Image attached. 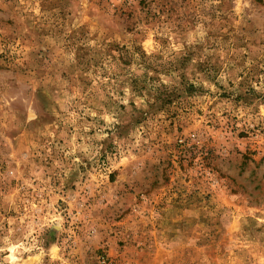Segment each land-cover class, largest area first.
<instances>
[{
    "label": "rangeland",
    "instance_id": "obj_1",
    "mask_svg": "<svg viewBox=\"0 0 264 264\" xmlns=\"http://www.w3.org/2000/svg\"><path fill=\"white\" fill-rule=\"evenodd\" d=\"M0 264H264V0H0Z\"/></svg>",
    "mask_w": 264,
    "mask_h": 264
},
{
    "label": "built area",
    "instance_id": "obj_2",
    "mask_svg": "<svg viewBox=\"0 0 264 264\" xmlns=\"http://www.w3.org/2000/svg\"><path fill=\"white\" fill-rule=\"evenodd\" d=\"M103 261H105V259H103Z\"/></svg>",
    "mask_w": 264,
    "mask_h": 264
}]
</instances>
